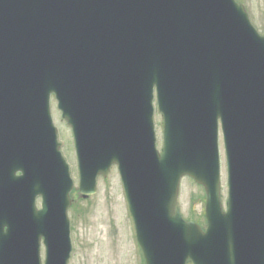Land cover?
I'll list each match as a JSON object with an SVG mask.
<instances>
[{
    "label": "water",
    "instance_id": "obj_1",
    "mask_svg": "<svg viewBox=\"0 0 264 264\" xmlns=\"http://www.w3.org/2000/svg\"><path fill=\"white\" fill-rule=\"evenodd\" d=\"M52 95L81 196L118 168L145 264H264V37L241 4L0 0V264H41V239L44 264L69 260L73 182ZM183 177L204 189L205 230L181 217Z\"/></svg>",
    "mask_w": 264,
    "mask_h": 264
},
{
    "label": "rangeland",
    "instance_id": "obj_2",
    "mask_svg": "<svg viewBox=\"0 0 264 264\" xmlns=\"http://www.w3.org/2000/svg\"><path fill=\"white\" fill-rule=\"evenodd\" d=\"M246 9L251 24L264 36V0H236ZM56 100L51 99V114L61 142V152L66 159L75 188L71 192L72 205L68 211L71 222L72 254L68 264H139L138 245L123 189L115 167L105 178L96 180L97 193L81 201L76 188L78 174L69 128L60 117ZM157 149L162 145V118L155 113ZM221 149V201L226 202V171ZM73 193V194H72ZM179 205L181 215L204 228V191L189 178L181 180ZM142 264V263H141ZM190 264V263H188Z\"/></svg>",
    "mask_w": 264,
    "mask_h": 264
}]
</instances>
